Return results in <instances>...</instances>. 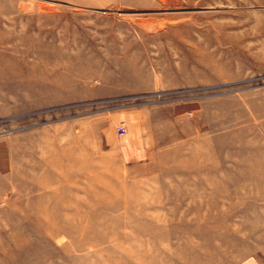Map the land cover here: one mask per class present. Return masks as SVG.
Masks as SVG:
<instances>
[{"label": "rangeland", "instance_id": "rangeland-1", "mask_svg": "<svg viewBox=\"0 0 264 264\" xmlns=\"http://www.w3.org/2000/svg\"><path fill=\"white\" fill-rule=\"evenodd\" d=\"M70 1L0 0V264L264 248V0Z\"/></svg>", "mask_w": 264, "mask_h": 264}, {"label": "crops", "instance_id": "crops-1", "mask_svg": "<svg viewBox=\"0 0 264 264\" xmlns=\"http://www.w3.org/2000/svg\"><path fill=\"white\" fill-rule=\"evenodd\" d=\"M73 4H83V3H97V2H88L87 0H78V1H70ZM126 88H122L121 86H112L109 85L106 91L107 95H114L120 92L126 91ZM195 110V106L193 103L184 104L182 102L174 103V106L170 112V118L180 119L184 118L188 115L189 112ZM170 120L168 121H159V127L165 125L164 127H169ZM146 129L143 131H139L136 129L129 130L126 134L118 137L115 131L112 134V143L111 147L113 149L121 150V153L124 156V159L127 161H131L132 163H142L145 157H148L151 154V144L147 142ZM240 240L244 246L240 247L245 250H242L243 255L238 256L237 254H233L231 251H219L213 252V255L210 254V258L208 260H216V258L223 260L224 264H264V255L260 253L261 250L264 251L263 246H259L258 243L248 241L247 238L244 237ZM264 245V242H262ZM245 251V252H244Z\"/></svg>", "mask_w": 264, "mask_h": 264}, {"label": "built area", "instance_id": "built-area-1", "mask_svg": "<svg viewBox=\"0 0 264 264\" xmlns=\"http://www.w3.org/2000/svg\"><path fill=\"white\" fill-rule=\"evenodd\" d=\"M118 131L122 134L125 133L126 131V127L124 123H120L119 125H117Z\"/></svg>", "mask_w": 264, "mask_h": 264}]
</instances>
